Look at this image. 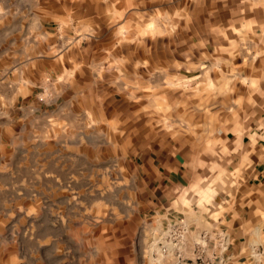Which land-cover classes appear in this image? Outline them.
<instances>
[{
  "label": "rangeland",
  "instance_id": "1",
  "mask_svg": "<svg viewBox=\"0 0 264 264\" xmlns=\"http://www.w3.org/2000/svg\"><path fill=\"white\" fill-rule=\"evenodd\" d=\"M52 2L54 11L101 12L93 35L102 47L86 68L116 78V94L102 100L118 113L87 114L80 129L54 123L37 152L29 135L27 145L0 152V261L114 264L134 240L140 253L146 234L149 262L158 264L164 258L150 249L166 215L143 208L141 141L219 137L224 107L264 103V0ZM262 235H247L245 264H264Z\"/></svg>",
  "mask_w": 264,
  "mask_h": 264
},
{
  "label": "crops",
  "instance_id": "2",
  "mask_svg": "<svg viewBox=\"0 0 264 264\" xmlns=\"http://www.w3.org/2000/svg\"><path fill=\"white\" fill-rule=\"evenodd\" d=\"M52 6V0H0L4 157L6 147L27 145V135L37 152L39 134L54 123L80 129L87 114L101 119L118 113L111 101L102 100L116 94V78L104 80L86 68L95 65L93 54L102 47L93 35L101 12L88 6L54 11ZM216 122L219 137L197 141L180 136L152 146L141 141L135 161L147 199L144 210L184 216L192 227L183 258L169 256L158 264H219L221 259L245 264L247 235L263 236L264 103L224 107ZM141 242L140 253L134 240L131 253L113 256L114 264H150L149 236L143 234Z\"/></svg>",
  "mask_w": 264,
  "mask_h": 264
},
{
  "label": "built area",
  "instance_id": "3",
  "mask_svg": "<svg viewBox=\"0 0 264 264\" xmlns=\"http://www.w3.org/2000/svg\"><path fill=\"white\" fill-rule=\"evenodd\" d=\"M190 224L183 217L166 215L159 228V233L152 239L151 251L162 258L173 256L181 260L187 244Z\"/></svg>",
  "mask_w": 264,
  "mask_h": 264
}]
</instances>
